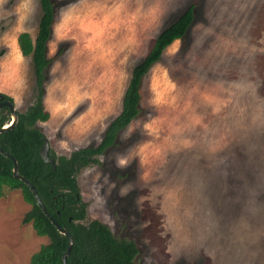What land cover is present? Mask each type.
<instances>
[{
  "label": "rangeland",
  "instance_id": "374dc122",
  "mask_svg": "<svg viewBox=\"0 0 264 264\" xmlns=\"http://www.w3.org/2000/svg\"><path fill=\"white\" fill-rule=\"evenodd\" d=\"M53 2L38 127L60 156L102 141L133 68L195 7L143 79L140 115L78 173L84 223L132 241L136 264H264V0ZM41 15L39 0H0V92L18 112L35 102L18 36H35ZM30 210L21 190L0 198V264L49 244L23 222Z\"/></svg>",
  "mask_w": 264,
  "mask_h": 264
},
{
  "label": "trees",
  "instance_id": "16d2710c",
  "mask_svg": "<svg viewBox=\"0 0 264 264\" xmlns=\"http://www.w3.org/2000/svg\"><path fill=\"white\" fill-rule=\"evenodd\" d=\"M53 1L39 0L42 15L36 37L33 38L29 32H22L18 36L22 55L32 57L35 102L26 111L18 112V122L13 128L0 133V147L17 160L20 175L36 187L51 216L61 226L68 228L73 236L67 264H136L138 249L132 241L117 239L110 228L99 220L84 223L87 219V204L81 197L77 175L83 168L97 163V157L116 144L119 133L140 115L143 79L169 46L184 39L195 20V7L190 6L175 22L161 31L147 55L133 68L124 93L122 110L108 125L102 141L98 145L78 149L70 156H60L50 150V157L56 162L54 170L40 155L46 136L38 127V122L50 119L43 100L46 71L53 61L48 56V43L55 20ZM4 99L13 103V98L6 94ZM11 121L10 109L3 106L0 109V128ZM13 168L11 158L0 151V198L8 190H21L24 200L31 205L23 222L31 223L38 236L50 239L49 244L33 254L30 264H63L68 237L61 234L43 212L29 186L14 176Z\"/></svg>",
  "mask_w": 264,
  "mask_h": 264
},
{
  "label": "water",
  "instance_id": "95a60500",
  "mask_svg": "<svg viewBox=\"0 0 264 264\" xmlns=\"http://www.w3.org/2000/svg\"><path fill=\"white\" fill-rule=\"evenodd\" d=\"M3 106H7L10 109L11 115H12V121H11V123L9 125H7V126H5L3 128H0V133L5 131V130H7V129L13 128L18 122V111L16 110L14 103L5 100L4 99V94L0 92V109ZM0 151L3 154H5L6 156H8L9 158H11V160L13 161V163H14V168H13L14 176L16 178L21 179L23 182H25L29 186V188L31 189V191L33 192V194H34V196H35V198L37 200L38 205L43 210V212L48 216V218L52 221V223L57 227L59 232L61 234H63V235L68 237V239H69L68 247H67L66 252L63 255V264H67V258L69 257V255L71 253L73 242H74L73 236L71 235V233L68 230V228L61 226L51 216V214L48 212L46 206L44 205L42 199L40 198V196H39V194H38V192L36 190V187L28 179H26L25 177L20 175L19 166H18L17 160L11 154H9L5 150H3L1 147H0ZM49 152H50V145H49L48 139L45 138V143H44L43 147L40 150V155H41L43 161L45 163H47V164H50L52 166V168L55 170L56 169V162H55V160L53 158L50 157Z\"/></svg>",
  "mask_w": 264,
  "mask_h": 264
},
{
  "label": "crops",
  "instance_id": "0c3cea01",
  "mask_svg": "<svg viewBox=\"0 0 264 264\" xmlns=\"http://www.w3.org/2000/svg\"><path fill=\"white\" fill-rule=\"evenodd\" d=\"M39 21H40V19H39ZM38 26H39V23H38ZM29 33H30V32H29ZM37 33H38V30H37ZM30 34L32 35V37H33V38H35V37H36V35H37V34H36L35 36H33V34H32V33H30ZM19 35H20V34H19ZM15 45H17V44L15 43ZM18 46H19V45H18ZM19 49H20V48H19ZM21 54H22V53H21ZM23 57H24V56H23Z\"/></svg>",
  "mask_w": 264,
  "mask_h": 264
}]
</instances>
